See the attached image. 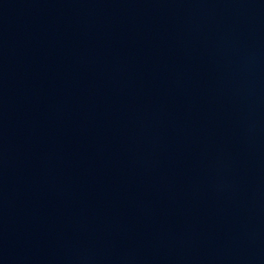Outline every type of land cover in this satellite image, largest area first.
Instances as JSON below:
<instances>
[{"label":"water","instance_id":"95a60500","mask_svg":"<svg viewBox=\"0 0 264 264\" xmlns=\"http://www.w3.org/2000/svg\"><path fill=\"white\" fill-rule=\"evenodd\" d=\"M0 264H264V0H0Z\"/></svg>","mask_w":264,"mask_h":264}]
</instances>
